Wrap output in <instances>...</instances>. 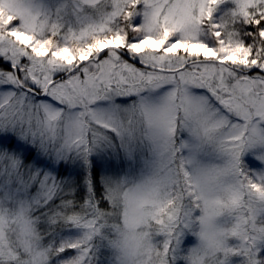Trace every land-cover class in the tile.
Segmentation results:
<instances>
[{
  "label": "snow or ice",
  "instance_id": "6c2138e0",
  "mask_svg": "<svg viewBox=\"0 0 264 264\" xmlns=\"http://www.w3.org/2000/svg\"><path fill=\"white\" fill-rule=\"evenodd\" d=\"M0 264H264V0H0Z\"/></svg>",
  "mask_w": 264,
  "mask_h": 264
},
{
  "label": "rangeland",
  "instance_id": "374dc122",
  "mask_svg": "<svg viewBox=\"0 0 264 264\" xmlns=\"http://www.w3.org/2000/svg\"><path fill=\"white\" fill-rule=\"evenodd\" d=\"M249 159H251V157H249ZM189 241H191L190 243H186L187 247H192L195 243V238L194 237H189Z\"/></svg>",
  "mask_w": 264,
  "mask_h": 264
}]
</instances>
